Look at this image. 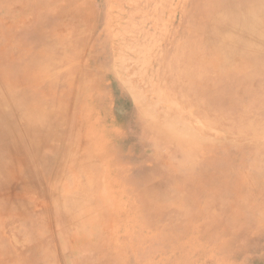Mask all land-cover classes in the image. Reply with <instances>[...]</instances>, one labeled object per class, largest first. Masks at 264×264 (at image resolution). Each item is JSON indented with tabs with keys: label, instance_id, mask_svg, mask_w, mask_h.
<instances>
[{
	"label": "rangeland",
	"instance_id": "rangeland-1",
	"mask_svg": "<svg viewBox=\"0 0 264 264\" xmlns=\"http://www.w3.org/2000/svg\"><path fill=\"white\" fill-rule=\"evenodd\" d=\"M263 6L0 0V264H264Z\"/></svg>",
	"mask_w": 264,
	"mask_h": 264
},
{
	"label": "bare ground",
	"instance_id": "bare-ground-1",
	"mask_svg": "<svg viewBox=\"0 0 264 264\" xmlns=\"http://www.w3.org/2000/svg\"><path fill=\"white\" fill-rule=\"evenodd\" d=\"M254 3V2H253ZM239 5H242V6H238L239 8H237V11L238 12H241V13H246L248 10H249V6L251 5V3H248L246 6H244V4H241V3H238ZM262 7V6H261ZM263 8H264V6H263ZM263 8L261 9V11L263 10ZM260 9H258V10H260ZM257 10V9H256ZM261 11H260V13H261ZM254 12V11H253ZM256 12V11H255ZM257 14H258V11H257ZM254 15H255V13H254ZM260 16V15H259ZM263 16V14L260 16V17H262ZM256 16H255V19L254 20H256ZM260 19V18H259ZM253 20V21H254ZM258 20V19H257ZM236 22H237V24H238V30H237V33H238V37L239 36H244V37H246V36H248V35H250L251 33H252V31H250L249 29H248V25H249V21L248 20H244V19H241V20H233L232 21V19H230V27L233 25V24H235L236 25ZM252 22V21H251ZM257 27V26H256ZM236 45L234 46V49H235V51L237 52V51H241V52H244V53H246L247 54V56L249 57V56H252V55H254V56H257V55H263V53H262V51H264V40L262 39V38H258V39H256L255 41H254V43L252 44L251 43V45H249V46H246L245 45V43L244 42H242L241 40H239L238 38L236 39ZM173 67V66H172ZM7 68V67H6ZM18 68V67H17ZM24 69V68H23ZM23 69H22V72H23ZM6 70V69H5ZM9 70V69H8ZM9 72H10V70H9ZM21 72V73H22ZM22 75V74H21ZM3 76H6V74L4 73V75ZM24 76V75H23ZM28 76H30V75H28ZM27 76V77H28ZM157 76V75H156ZM7 77V76H6ZM25 77V76H24ZM5 78V77H4ZM8 78H10V77H8ZM15 78H16V76H15ZM14 78V79H15ZM29 78V77H28ZM13 79V81H15ZM20 79V78H19ZM18 79V80H19ZM10 80V84H9V86H13V81L11 80V79H9ZM18 80H16L15 82H17L18 83ZM21 80V79H20ZM25 79H22L21 80V82H19V83H22V81H24ZM25 83V82H24ZM24 86V85H23ZM224 86V85H223ZM8 92H3L2 93V91H0V106L2 107V106H4V104L7 102L8 103V101H9V99H10V97H12V96H14V95H16V92H12L11 90H7ZM127 91V90H126ZM182 92V91H181ZM12 93V94H11ZM9 95H11V96H9ZM22 101H24L25 103H27L28 102V99L27 98H22L21 99ZM89 102V101H88ZM92 103V102H91ZM83 106V105H82ZM78 111V110H77ZM226 114V113H225ZM2 115V114H1ZM5 115V114H4ZM4 115H3V117H4ZM7 115V114H6ZM105 116V115H104ZM23 117H26V114L23 116ZM35 117V116H34ZM6 118V117H5ZM21 118V117H20ZM29 118H30V116L28 117V120H29ZM231 118V117H230ZM3 119V118H2ZM23 119V118H22ZM32 119V118H31ZM35 119H37L36 117L34 118V119H32V121L33 120H35ZM38 119H40L39 117H38ZM250 119V118H249ZM252 119V118H251ZM3 120H6V119H3ZM27 120V119H26ZM0 121H1V119H0ZM31 121V120H30ZM249 121H251V120H249ZM262 121V120H261ZM26 122H29V121H26ZM35 122V121H34ZM36 122H39V120L38 121H36ZM5 123V122H4ZM22 123V122H21ZM250 123V122H249ZM1 124H2V122H1ZM30 124V123H29ZM26 125V124H25ZM37 125V124H36ZM247 125V124H246ZM253 125V124H252ZM27 126V125H26ZM248 126H250V125H248ZM246 127V126H245ZM251 128V127H250ZM249 128V129H250ZM112 129V128H111ZM247 129V128H246ZM249 129H247V130H249ZM264 130V129H263ZM252 131V130H251ZM253 132V131H252ZM263 132V131H262ZM261 132V133H262ZM245 133V132H244ZM264 133V132H263ZM31 134H33L32 133V131L29 133V135H31ZM34 134H37V129H35V132H34ZM88 134V133H87ZM31 136H33L34 137V135H31ZM36 136V135H35ZM89 137V136H88ZM109 139V138H108ZM90 144V143H89ZM250 174V173H249ZM248 174V175H249ZM254 174V173H253ZM251 175H252V173H251ZM250 180H252L253 181V183H254V175H252L251 177H250ZM245 181V180H244ZM248 182V181H247ZM101 193V192H100ZM140 226V225H139Z\"/></svg>",
	"mask_w": 264,
	"mask_h": 264
}]
</instances>
